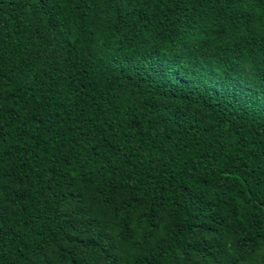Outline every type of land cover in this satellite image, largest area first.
I'll return each mask as SVG.
<instances>
[{"label": "trees", "instance_id": "1", "mask_svg": "<svg viewBox=\"0 0 264 264\" xmlns=\"http://www.w3.org/2000/svg\"><path fill=\"white\" fill-rule=\"evenodd\" d=\"M0 264H264V0H0Z\"/></svg>", "mask_w": 264, "mask_h": 264}]
</instances>
